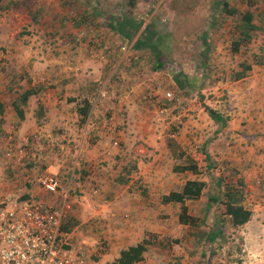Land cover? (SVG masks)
Returning <instances> with one entry per match:
<instances>
[{
	"label": "crops",
	"instance_id": "1",
	"mask_svg": "<svg viewBox=\"0 0 264 264\" xmlns=\"http://www.w3.org/2000/svg\"><path fill=\"white\" fill-rule=\"evenodd\" d=\"M115 1L35 0L34 20L21 8L0 9V197L54 207L66 194L69 210L62 228L88 264H111L120 251L144 240L146 249L136 264L167 263L172 257L167 239L190 226L178 223L180 204L163 203V196L180 192L190 180L207 186V176L221 175L212 174L220 162L241 172L237 179L248 197L264 199V64L223 84L228 106L219 96L213 106L184 97L161 119L155 104L163 101L162 94L144 92L160 71L151 67L152 74L145 76L143 53L131 50L135 38L127 42L108 27L112 18L130 14L106 10ZM149 1L134 0L130 16L139 17L133 10ZM130 63L142 68L133 70ZM100 86L123 96L112 121L99 107L85 118L79 114L82 102L92 100ZM24 93L29 95L22 102ZM203 106L224 124L210 120ZM168 134L181 155H172ZM113 139L118 147L111 146ZM7 150L12 158L5 156ZM202 152L215 164L209 175L201 169ZM189 155L198 161L199 175L173 170ZM45 174L57 176V194L39 189L38 179ZM93 187L96 195L90 194ZM204 190L184 206L201 200ZM251 218L238 227H254ZM243 241L264 243V236L247 234ZM243 253L244 259L255 255ZM179 256L186 259L182 250Z\"/></svg>",
	"mask_w": 264,
	"mask_h": 264
},
{
	"label": "rangeland",
	"instance_id": "2",
	"mask_svg": "<svg viewBox=\"0 0 264 264\" xmlns=\"http://www.w3.org/2000/svg\"><path fill=\"white\" fill-rule=\"evenodd\" d=\"M133 1L117 0L115 3L108 4L106 10L111 13L119 10L122 14H131L132 10L129 9V4ZM222 1L227 4V9L234 8L239 12L250 11L254 24L257 28H261L252 34L250 42L240 47L237 53L230 51V44L234 39L233 26L236 17L221 12V7L217 3ZM36 4L35 0H0V9L21 8L29 11L31 19L34 20L36 18L34 13L38 10ZM43 5V10H45L47 4L43 3ZM134 8L136 7L134 6ZM133 11H135V16L142 19L135 18L141 22V27L153 20L155 28L162 36L163 41L158 48L161 55L160 61L163 64L162 69L157 74H153L155 79L152 77L151 85L144 89L145 95L149 96H158L159 94L163 96L166 92L171 94V100L160 101L158 99L159 101L155 104L160 106L158 110L161 112L158 113V117L161 119L166 118L165 116L172 112L169 111L170 105L176 103L177 100L181 102L184 97L199 102L204 101L205 104L209 103L213 106V102L219 96L223 104L228 106V96L225 90L221 89L223 84L234 81L233 76L236 72H240L242 65L250 66L249 71L244 74L246 76L250 70L258 68L261 63L264 64V47H260L264 44V0H151L142 6L140 2L137 9ZM31 12L33 13L31 14ZM161 18H166L165 22H161ZM202 32L207 34L206 39L208 40L204 60L200 57L203 52L199 39ZM151 57V54L143 52L140 60L143 62L145 76L152 74L150 71ZM138 67L140 69L142 65L136 63L129 65V68L133 70H138ZM176 72L183 73L193 83L183 90L176 89L172 80V74ZM215 91L218 92V95ZM214 93L215 97L213 98ZM216 164L221 166L215 168L212 174L217 175L221 172L220 176L226 183L234 184L238 174L241 176V172L231 169L229 164L225 165L220 162ZM206 180L207 186L203 198L186 205L187 214L196 219L197 225L182 228V235H177L178 238L167 239L166 250L171 253L172 257L169 262H161V264H264V243H245L243 241L244 235L247 234L264 236V199L263 201L255 200L253 197L256 196L254 195L248 197V189L245 191L244 186L242 204L251 211L254 227L232 228L223 222V237L217 239L212 245H205L201 236L212 225L214 219L222 218L221 213L223 212V207L220 204H213L208 210L205 208L202 210L208 195H219L215 180L210 176H207ZM262 197L264 198V196ZM183 234L188 237L185 242L179 240ZM171 247L174 248V252ZM181 250L182 254L185 253L186 259L179 256ZM243 252H249L248 254L253 252L255 255L250 259H244L246 253ZM243 254L244 257H241Z\"/></svg>",
	"mask_w": 264,
	"mask_h": 264
},
{
	"label": "trees",
	"instance_id": "3",
	"mask_svg": "<svg viewBox=\"0 0 264 264\" xmlns=\"http://www.w3.org/2000/svg\"><path fill=\"white\" fill-rule=\"evenodd\" d=\"M221 8V12L226 13L229 16L236 17V21L233 26V35L234 39L230 44L231 53H237L240 47L247 45L252 37V34L261 28L253 22V15L250 11L245 10L239 12L234 8L227 9V4L225 2H218ZM130 7H133L134 4L131 2ZM141 22L135 20L130 16H121L114 17L110 20L108 27L117 34L123 40L130 42L134 39V42L131 45V50L147 52L151 54L152 58V69L153 71L162 69V62L160 61L161 55L158 50L159 45L162 43L161 34L155 28L153 20H150L147 24L141 27ZM137 35V36H136ZM207 34L205 32L201 33L200 43L203 47V52L201 53L202 60L205 59V53H207L208 40L206 39ZM200 54V53H199ZM240 72H236L233 76V80H238L244 77V74L249 71V65H242ZM172 80L178 90H183L187 86L191 85V80L187 78L183 73L176 72L172 74ZM29 93H24L21 97L23 102ZM89 102L84 100L81 104V109L79 114L82 118H85L89 110ZM203 109L207 116L214 123L224 124V119L214 110L203 106ZM3 111V105L0 103V114ZM166 144L170 149L173 156L177 157L181 155L182 152L172 137L168 134L165 137ZM201 162L205 163L204 168H201L204 173L215 168V164L210 162L209 156L206 152H202L200 156ZM199 170L198 161H195L191 155L187 156L183 164L176 165L173 167L175 172L177 171H190L195 175L201 173ZM210 169V170H209ZM215 185L219 191V195L210 196L206 198L205 210H208L213 204H220L223 207V212L221 213L222 218H216L213 220L212 225L205 230L201 239L205 242V245H212L223 237V222H226L230 227L235 228L245 224L251 216V211L245 208L242 205V189L243 184L239 179L235 180V183H226L223 182V179L218 176L215 178ZM206 187L205 182L199 180H190L186 181L180 192H171L167 196L162 197L163 203H179V214H178V223L182 225L195 227L196 219L186 213V206H184L185 200H196L200 197L202 191ZM147 241H142L134 246H130L119 253V257L112 262L111 264H136L142 259V255L146 249Z\"/></svg>",
	"mask_w": 264,
	"mask_h": 264
},
{
	"label": "built area",
	"instance_id": "4",
	"mask_svg": "<svg viewBox=\"0 0 264 264\" xmlns=\"http://www.w3.org/2000/svg\"><path fill=\"white\" fill-rule=\"evenodd\" d=\"M165 20L166 18H161V22ZM91 33V30L87 31V34ZM163 98L172 99L169 92L164 93ZM122 102V95L100 86L95 97L89 101V109L93 111L99 107L107 121H112L117 108L123 106ZM110 143L113 147L119 145L117 139L110 140ZM11 155L12 151L5 152L6 157L12 158ZM38 187L46 194H57V176H41ZM97 192L95 187L90 189L91 195H96ZM66 200L67 195L62 194L60 203L51 207L31 199L21 200L9 194L1 196L0 264H88L79 250L69 245L66 232L62 228V221L69 210Z\"/></svg>",
	"mask_w": 264,
	"mask_h": 264
}]
</instances>
